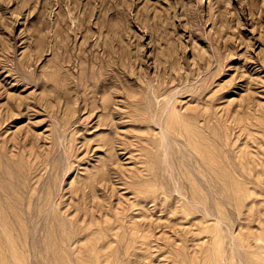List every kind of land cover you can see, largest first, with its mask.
<instances>
[{
    "label": "rangeland",
    "instance_id": "rangeland-1",
    "mask_svg": "<svg viewBox=\"0 0 264 264\" xmlns=\"http://www.w3.org/2000/svg\"><path fill=\"white\" fill-rule=\"evenodd\" d=\"M0 264H264V0H0Z\"/></svg>",
    "mask_w": 264,
    "mask_h": 264
},
{
    "label": "bare ground",
    "instance_id": "bare-ground-1",
    "mask_svg": "<svg viewBox=\"0 0 264 264\" xmlns=\"http://www.w3.org/2000/svg\"><path fill=\"white\" fill-rule=\"evenodd\" d=\"M201 57V56H200ZM205 58V57H204Z\"/></svg>",
    "mask_w": 264,
    "mask_h": 264
}]
</instances>
